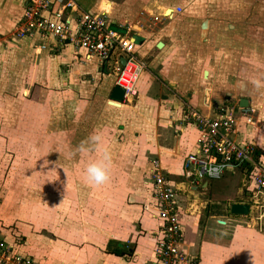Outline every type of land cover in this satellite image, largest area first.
<instances>
[{
  "label": "crops",
  "instance_id": "obj_1",
  "mask_svg": "<svg viewBox=\"0 0 264 264\" xmlns=\"http://www.w3.org/2000/svg\"><path fill=\"white\" fill-rule=\"evenodd\" d=\"M77 1L88 11H106L107 17L113 24L125 25L129 23L127 20L139 19V16L127 10L126 19L119 20V16L115 14L118 11L114 12L113 0H104L101 4H99L101 0ZM106 1L110 7L107 6ZM23 7L24 0H0V100L15 99V96H23L17 99L25 100L24 96L30 95L31 92L33 96L41 95L46 99L36 103L35 107L39 111L37 114L31 111L20 117L15 116L13 112L1 114V120L6 119L10 122V126L6 125L5 130L13 128L7 131L10 137L20 138L21 136V140L17 142L19 154L13 158L10 156L5 167L4 162L0 165V170L3 171V175L0 172V176L2 175L0 185L3 186L0 194V235L8 242L17 244L21 251L30 254L43 264H152L154 240L150 232L156 228L158 221L151 217V209L144 207L149 197V203L152 200L150 185L148 179L146 180L150 162L143 160L146 152L143 151V147L148 144L146 140L150 139L148 141L153 146L150 151L153 149L154 155L164 151L165 155L160 162L169 174L170 183L178 191L184 190L179 191L178 211L183 246L188 253L197 255V264H264V230L259 229L260 226L253 217L254 214L248 222L245 221L246 215L253 212L252 208L250 207L246 215L230 213L232 203L239 202L247 205L251 203L248 196L251 184L244 174L242 175L244 181L238 182L235 188L232 186L226 189L223 185L217 188L216 184L209 183L212 179L204 178L195 189L189 186L193 191H185L187 182L183 162L185 156L194 150L198 133L195 125L184 120V104L187 102L201 112L209 113L214 102L221 103L225 99L218 101L205 91L200 101L195 91L190 94L187 90L185 91V85L180 84L181 87H178L176 73L181 72V69L184 70L183 73L188 70L186 63L189 61L190 50L205 52L203 57L207 55L209 62L212 54H219L224 49L230 53L217 56L232 55L235 39L232 37L220 39L222 29L217 27L213 30V24L208 21L201 24L199 34L196 33L193 37L187 35L186 30L192 23L182 19L177 20L179 22L177 25L182 27V32H179L177 28L171 29L172 27L166 28V26L155 30L154 34L153 30H144L145 33L135 31L139 37L135 46L148 42L146 55L159 57L166 61V65L158 63L157 59L148 65L150 72L153 73V78L149 75L148 78L154 83L155 80H160L156 90L148 91L147 95H141L133 103L139 96V90H137V96L131 102L120 105L124 108L115 106L130 113V117L127 115H125L127 117H111L113 112L118 111L110 109L114 106L109 103L110 100L107 107L101 100L104 95L110 96L114 86L113 80L110 81L107 77L108 71L104 72L103 67L97 64L100 78L109 81V85L106 83L102 93L103 83H100V78L94 80L88 70L79 65V63L88 65L91 61H84L71 47H66L54 54L34 51L29 39L15 35L16 25L23 14ZM177 7L180 6L172 9ZM181 12L182 8L180 12H174L168 18L174 20V17ZM142 18L147 20L143 16L140 17ZM144 20L141 22L142 25H146ZM152 34L155 36L154 39L150 38ZM193 38L195 40L198 38V42ZM211 38L217 41V47L211 42ZM159 41L163 45L157 48ZM209 41L211 44L204 43ZM196 42L199 45H196ZM197 46H200V49ZM185 52L188 53L187 56ZM170 58L171 60L167 61ZM179 58L181 62L178 64ZM199 60L205 63L202 57ZM204 72L205 70L203 77H206L207 74L205 75ZM79 93L81 96L78 95ZM143 99L151 101L152 115L143 117L138 114L140 118H137L130 110L138 106ZM226 99L234 106L236 104L239 106L241 100V98L238 100L233 97ZM246 99L248 106L245 111L252 119L250 123H247L245 117L240 116L234 136L239 141H250L251 138L253 141L250 142L258 145L264 152V147L259 145L264 144V138L254 132L264 128V122L262 123L264 104L258 105ZM95 106L99 109L95 110ZM169 107H174L175 116L169 117L172 112ZM43 120L45 123L42 125ZM135 120L139 122H132ZM119 121L127 124L123 131L124 138L130 136L129 128H138L133 135H136L135 144L138 142V145L126 146L124 150L116 146L115 133L109 131V128L118 124ZM19 126H21L20 129ZM45 126L48 127L47 130ZM247 126L252 127V130ZM112 129L115 131V128ZM94 132H101L104 135L111 155L110 181L100 186H89L83 179L84 169L89 162L98 158L97 153L89 151L73 155L77 146ZM29 134L32 136L38 134L39 137L46 139L47 143H54L56 174L62 178L63 171H70L69 181L77 188V191L72 190L76 201L79 198L82 202L81 207L84 206L85 213L90 217L82 224L72 219L70 212L73 213V210L66 211L70 214L68 217L70 225L59 231L64 239H56V243L50 242L43 234H40L38 222L40 210L44 214V207L41 205L39 210V207L36 209L31 206L30 203L34 200L28 196L30 193L29 189L26 190L28 184H24V167L30 161L25 141ZM168 138L173 141L167 143ZM44 146L46 150L47 145L44 144ZM140 168L146 171L144 177H141L142 169L140 171ZM234 169L236 168H228L222 177L214 180L232 177ZM236 170L242 174L241 170ZM22 171L24 173L21 183L19 179ZM16 182L21 186L24 200L21 202L23 206L16 208L15 205V209L21 214L23 212L29 220L30 216L35 220V223H32L33 221L22 223L20 228V222L16 221L14 216L17 212L15 213L12 209L15 201L14 186H18ZM95 194L101 198L96 212L93 210L94 199L98 198ZM26 202H28L27 206ZM218 202H225L223 208L218 206ZM94 219L97 222H94ZM220 219L224 222H219ZM14 226H17V230H20L24 238L19 240L21 235L14 232L18 235L15 236L11 233V228ZM124 250H130V254H122Z\"/></svg>",
  "mask_w": 264,
  "mask_h": 264
},
{
  "label": "rangeland",
  "instance_id": "obj_2",
  "mask_svg": "<svg viewBox=\"0 0 264 264\" xmlns=\"http://www.w3.org/2000/svg\"><path fill=\"white\" fill-rule=\"evenodd\" d=\"M104 0H101L99 4H101ZM114 1V12L117 16H119V20L126 19L127 16L126 11L131 10L132 13H135L139 19L133 18L132 20H127L129 23H126L125 26L129 27L132 32H140L145 33L144 30L152 31L153 34L155 30L160 27L166 26L173 29L177 28L179 32H182V27L177 25L178 21L185 20L187 23H192L191 27L187 30V35L191 37L195 36L196 33L199 34L198 31L201 29V24L203 22H211L213 24V30L218 27V29H222L220 34V39H225L227 37H232L235 39V44L231 51L230 56L219 57L217 55H221L222 53H230L228 51L222 50L219 54H212L211 61L208 62V57H203L205 52L190 50L189 52V61L186 63L188 65V70L184 72L181 69V72L176 73V78L179 81L178 87H181L180 84L185 85V91L187 90L190 94L195 91L198 95L200 101L204 97V92L207 91L213 98L221 101L223 99L233 97L234 99L240 100V98H248L252 100L255 104H264V88L257 90L251 83L254 79L264 80V0H113ZM107 3V1H106ZM107 6L109 4L107 3ZM129 6V7H126ZM180 6L182 8V12L176 15L174 20L172 18L166 17V14H171L172 8ZM110 7V6H109ZM165 7L171 8L169 12H165ZM129 8V9H128ZM165 8V9H164ZM110 12V9H109ZM135 16V15H134ZM145 17L140 19V17ZM141 20V21H140ZM142 20L146 23V25H142ZM178 20V21H177ZM219 21V22H217ZM186 23V22H185ZM218 23V26H217ZM141 24V25H139ZM136 31V32H135ZM142 31V32H141ZM205 33V31H203ZM150 38L154 39L155 36ZM146 35V34H145ZM205 35V34H204ZM158 38H156L157 40ZM194 39V38H193ZM217 39V38H216ZM194 41L198 42V38ZM196 42V45L199 43ZM211 42L215 43L217 47V41L211 38ZM206 45L211 44L209 42H204ZM136 45V44H135ZM204 45V44H202ZM136 51L141 55L146 65H150V63L157 59L158 63H162L166 65V61L160 59L159 57H154L152 55L147 56L146 52L148 49V42L145 41L141 46H135ZM200 49V46H197ZM156 50V48H154ZM160 50V49H159ZM205 50V49H204ZM206 51V50H205ZM185 56H187V52H185ZM195 56H193V55ZM178 55V54H176ZM201 55V56H200ZM147 56V57H146ZM202 57L205 63H202L199 59ZM231 57V58H229ZM171 60L168 59L167 61ZM187 61V60H186ZM185 61V62H186ZM223 61V62H222ZM181 62V58L178 59V64ZM213 62V63H211ZM202 63V64H201ZM81 68L87 69L94 80H98L100 78V70L98 69L97 63L90 62L88 65L85 63H79ZM197 66V67H195ZM209 67V68H208ZM207 71L206 77H203V71ZM209 72V73H208ZM109 75L107 76L110 81L114 79V74L111 70H109ZM149 77L153 78V73L150 72L149 66L146 70L143 71L139 81H138V90L139 96L135 98L133 103L137 99L141 97V95L146 94L147 92L152 90H156L158 88V84L160 80H151ZM108 79L100 78V83H103L102 93L108 83ZM162 80V79H161ZM109 85V83H108ZM176 87V88H178ZM101 91V90H100ZM176 92V90H175ZM138 93V92H137ZM79 93L78 95H80ZM105 94V93H104ZM103 94V95H104ZM81 96V95H80ZM17 97L22 98L23 96H15V99H5L0 100V165L4 162V167L7 164L8 158L11 156L12 158L19 154V145L17 142L21 140L20 138H12L10 134L7 133L8 130H5L6 125L10 126V122L5 119L1 120V114H8L13 112L15 116L20 117L24 114H29L31 112L37 114L38 108L35 107L38 101L41 99H46L45 96H33L31 92L30 95L24 96L26 98L17 99ZM223 97V98H222ZM222 98V99H221ZM103 104L107 107L109 105L108 101L109 96L104 95L101 99ZM132 103V104H133ZM151 101L148 99H143L142 102L139 103L133 110H130L134 113L137 118H140L138 114L141 116L148 117L152 115V108L150 107ZM158 104V103H157ZM110 108L114 114L111 117H130V113L125 112L123 110L124 106ZM36 108V110H35ZM95 110L99 109V107L95 106ZM156 108V107H155ZM9 109V110H8ZM159 109V108H156ZM169 110L172 111L169 114V117H173L176 115L174 113V107H169ZM31 111V112H30ZM179 111V109H178ZM116 114V115H115ZM127 115V116H125ZM130 119V118H128ZM42 125L45 123L42 121ZM132 122H139L138 120ZM264 122V117H262V123ZM15 123V122H11ZM21 123V122H20ZM122 123V124H120ZM261 125V123H258ZM37 125V124H36ZM41 125V126H42ZM124 122L119 121L118 124L112 125L109 128V131L114 132V141L116 142V146L119 148L125 149L126 146L132 147L138 145V142L135 144L136 135H134L135 131H138V128H129L130 136L124 138V130L126 129ZM131 127V126H130ZM248 129L252 130V127L247 126ZM255 127V126H253ZM19 129L21 126L18 127ZM115 128V131L114 129ZM39 129V128H38ZM47 130L48 127L45 126ZM254 132L259 133L264 138V128ZM253 135V134H252ZM255 136V135H253ZM147 139L146 144L143 147V151H146L143 155V160L150 162L153 158H159L162 162L164 151L154 155L153 147ZM154 140V139H152ZM250 141H253L251 138ZM26 141V151L29 153L30 161L24 167V184H28L26 190L29 189V198L34 200L31 202V206L33 208L39 207L42 205L44 207V214H42L40 210L39 217V231L40 234H43L50 242L56 243V239L62 238L64 239L59 231L66 229L67 226L70 225L68 218L70 214H72V219L75 221L84 224L86 219L90 217L87 216V213L84 211V206H82V202H80L79 198L76 201L75 194L73 191H77V188L70 183L69 170L63 171L64 176L61 178L57 175V171L55 170V153L54 151V143H47L46 139L39 137L38 134L32 136L29 134ZM173 139H167V143H170ZM45 145H47L46 150H44ZM264 147V144H259ZM151 152V153H150ZM25 153V151H24ZM136 153V152H135ZM156 154V153H155ZM159 155V156H158ZM64 156V155H63ZM88 157V154H87ZM161 157V158H160ZM90 160V158H88ZM12 161V160H11ZM10 161V162H11ZM47 161V164H45ZM91 161V160H90ZM150 167V166H149ZM142 168H140L141 171ZM150 169V168H149ZM238 169V168H236ZM234 169V175L232 177H224L221 180H210L209 183L211 185L216 184L217 188L223 185V188L230 189L232 186L235 188L238 182L242 183L244 180L242 179L241 173L238 170ZM236 170V171H235ZM240 170V169H239ZM167 171V170H166ZM3 175V171L0 170ZM146 171L142 169L141 177H144V173ZM19 181L22 183V176ZM148 172H146L147 175ZM168 174V173H167ZM0 176V178L2 177ZM139 177V170H138ZM169 177V174H168ZM147 180V178H146ZM184 182V181H183ZM79 183V182H78ZM18 186H14L15 190V201L13 202V207L15 211L16 221H19V228L22 223L32 222L35 223V220L30 216V220L22 214L16 211V208H21L24 198L21 194V186L18 182H16ZM24 185V186H25ZM76 185V182H75ZM187 187L185 191H193L186 183ZM149 187V186H148ZM3 186L0 185V194L2 192ZM80 188V187H78ZM73 190V191H72ZM232 190V189H231ZM181 191V190H179ZM182 190L181 192H183ZM195 192V191H194ZM197 193L199 192L196 191ZM4 193V192H3ZM190 193V192H187ZM98 198L94 199L93 210L96 212L99 209V205L101 203V198L98 194H95ZM1 199V196H0ZM150 200V197H149ZM149 200L147 205H149ZM27 203V204H26ZM25 205H28L26 202ZM24 205V206H25ZM225 202H218V206L223 208ZM73 210L74 212L67 214L66 211ZM79 211V212H77ZM231 213V212H230ZM253 212L246 215L245 221L248 222L249 218L252 217ZM223 220V219H222ZM224 221V220H223ZM94 222L95 221L94 219ZM263 227V228H262ZM14 228V229H12ZM11 228V233L13 235L14 232L21 235L20 230H17V226ZM259 229L264 230V223L259 227ZM18 236V235H15ZM20 238H24L19 236ZM16 249L20 250L17 244H13ZM22 253H25L21 251ZM33 257V256H32ZM34 258V257H33Z\"/></svg>",
  "mask_w": 264,
  "mask_h": 264
},
{
  "label": "built area",
  "instance_id": "obj_3",
  "mask_svg": "<svg viewBox=\"0 0 264 264\" xmlns=\"http://www.w3.org/2000/svg\"><path fill=\"white\" fill-rule=\"evenodd\" d=\"M181 8L172 9L171 14ZM170 16L166 14V17ZM131 29L113 24L106 11L91 12L77 0H24L23 14L15 35L32 42L36 52L57 53L71 47L84 61L106 64L114 74L113 85L124 90L120 105L137 96L138 81L147 65L135 51ZM124 60V64L121 62ZM184 120L197 129L195 148L185 156L183 171L186 182L195 189L204 178L217 179L228 168H238L251 188L248 196L254 218L264 223V152L250 141L235 138L240 116L247 123L251 117L245 109L225 99L214 102L210 112L203 113L186 102ZM151 217L158 221L150 236L154 240L152 264H197L198 257L183 246L179 221V191L169 181L159 158L150 161L148 172ZM222 220V219H220ZM223 221V220H222ZM0 264H43L30 254L22 253L0 235Z\"/></svg>",
  "mask_w": 264,
  "mask_h": 264
},
{
  "label": "clouds",
  "instance_id": "obj_4",
  "mask_svg": "<svg viewBox=\"0 0 264 264\" xmlns=\"http://www.w3.org/2000/svg\"><path fill=\"white\" fill-rule=\"evenodd\" d=\"M257 89L264 88V80L259 78L251 81ZM95 151L98 158L89 162L84 169L83 179L89 186H100L110 181L111 155L107 146V140L101 132H94L77 146L73 155ZM47 164V161H45Z\"/></svg>",
  "mask_w": 264,
  "mask_h": 264
},
{
  "label": "water",
  "instance_id": "obj_5",
  "mask_svg": "<svg viewBox=\"0 0 264 264\" xmlns=\"http://www.w3.org/2000/svg\"><path fill=\"white\" fill-rule=\"evenodd\" d=\"M169 10H170L169 8H166L165 12H169ZM170 15H172V14H170ZM131 39L136 44V43H138L139 37L135 33V34L132 35ZM162 45H163V43L161 41H159L157 43V48L162 47ZM121 62L124 64V60L123 59H122ZM103 69H104V72H107L106 64L103 65ZM204 74L206 75L207 71H205ZM123 94H124V90L121 87H119L117 85H114L113 88L111 89V92H110V96L109 97H110L111 100L109 101V103L111 105L118 106L119 105L118 101H121L123 99ZM239 106L244 107V108L247 107L248 106L247 99L246 98H241V100L239 102ZM230 212L231 213H235V214H244V215H246L249 212V206L247 204H245V203L235 202V203H232L230 205ZM218 221L219 222H224L222 220H218Z\"/></svg>",
  "mask_w": 264,
  "mask_h": 264
},
{
  "label": "trees",
  "instance_id": "obj_6",
  "mask_svg": "<svg viewBox=\"0 0 264 264\" xmlns=\"http://www.w3.org/2000/svg\"><path fill=\"white\" fill-rule=\"evenodd\" d=\"M115 252H117V251H115ZM118 253H120V252H118ZM130 254V250H124V252L122 253V254Z\"/></svg>",
  "mask_w": 264,
  "mask_h": 264
},
{
  "label": "bare ground",
  "instance_id": "obj_7",
  "mask_svg": "<svg viewBox=\"0 0 264 264\" xmlns=\"http://www.w3.org/2000/svg\"><path fill=\"white\" fill-rule=\"evenodd\" d=\"M169 9L171 10V8H169ZM170 10H169V11H170ZM118 106H120V104H119Z\"/></svg>",
  "mask_w": 264,
  "mask_h": 264
}]
</instances>
